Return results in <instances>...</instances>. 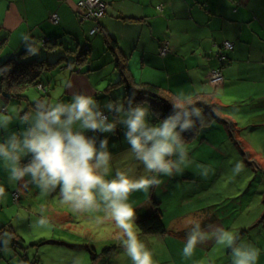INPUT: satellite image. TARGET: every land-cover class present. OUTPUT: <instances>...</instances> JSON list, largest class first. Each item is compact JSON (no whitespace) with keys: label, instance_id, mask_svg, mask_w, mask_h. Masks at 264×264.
I'll return each instance as SVG.
<instances>
[{"label":"rangeland","instance_id":"obj_1","mask_svg":"<svg viewBox=\"0 0 264 264\" xmlns=\"http://www.w3.org/2000/svg\"><path fill=\"white\" fill-rule=\"evenodd\" d=\"M93 40L104 43V39L99 36ZM12 56L14 54L0 55V63ZM59 56H52L51 61H57ZM39 58L42 59L43 56ZM70 58L74 60V55L71 54ZM107 60L109 57H103L100 62ZM66 64L61 62L55 70L41 74L39 81L46 85L48 91L46 94L45 90L39 91L30 83L24 94L28 99L11 100L0 95V112L12 117L8 132L0 130V140L9 132L20 130L21 125L17 117L33 109L29 102L34 103L39 98L53 102L70 101L73 93L66 94L68 72L61 66ZM134 67L137 69L136 65ZM88 73L90 71L87 75ZM92 74L93 80L90 76L92 81L90 85L95 92L89 95L94 96L102 108L108 101L125 100L123 84L111 86L120 79L113 56L110 64L105 65L101 71H93ZM220 94L223 96L222 92ZM220 107L216 110L215 119L211 124L212 129L208 132L204 130L200 138L208 137L211 142L214 138H219L220 145L215 148L220 154L227 153L223 165L217 166L208 160L210 150L201 153L197 149V144L201 140L198 138L186 144L189 156L196 163L209 165L214 170L213 175L201 179L193 164L182 174L161 177L162 183L159 187L152 188L146 193L142 191L131 193L129 202L133 209H136L151 204L150 195H153L163 211L162 219L169 234L176 232L175 227L185 224V220L190 217L199 219L201 223L207 219L209 222L219 220L225 229H232L235 226L239 229L242 240L251 242L261 249L258 264H264V211L261 215L257 213L264 201L259 194L264 192V168L255 165L259 163L264 166V123L254 119L249 112L255 107L249 98L235 99L224 96L221 97ZM230 119L237 123L235 138L230 137V132L225 127L227 126L225 122H229ZM87 134L93 135L91 132ZM98 135L101 139L107 136L109 140V150L114 156L113 175L117 167H131L136 176L144 174L142 165H138L127 154L129 145L124 142L122 126H118L115 134ZM239 137L246 141L247 148ZM236 140L242 142L243 146L236 147L234 144ZM202 154H205L204 158ZM236 161L243 162L244 170L233 176L231 169ZM24 162H27V158ZM255 168L260 169V172H255ZM0 185L6 190V196L0 198V232L7 230L15 237L11 242L12 251L7 254L0 252V264H72L77 255L81 257L82 264H131L116 239L118 230L103 213H74L60 202L58 189L51 194H42L33 186L24 188L10 183L2 162ZM14 193L18 195L17 201ZM41 209L45 210L43 215L54 225L50 231L35 229L33 226L34 220L41 215ZM254 213L260 215L259 220L262 218L263 220L250 223L254 219ZM141 239H144L153 251L156 264H231L230 250L218 245L213 239H209L205 245H198L193 256L188 259L181 255L185 242L179 237H167L164 241L158 235L141 234ZM106 248L110 250L104 252Z\"/></svg>","mask_w":264,"mask_h":264},{"label":"clouds","instance_id":"obj_2","mask_svg":"<svg viewBox=\"0 0 264 264\" xmlns=\"http://www.w3.org/2000/svg\"><path fill=\"white\" fill-rule=\"evenodd\" d=\"M25 46L27 56L39 55V48L27 37ZM170 104L171 111L161 118L147 101L134 97L108 101L103 108L85 92L73 93L68 102L39 98L30 112L17 117L20 130L0 140V162L10 183L33 186L42 194L58 189L60 202L74 213H103L118 230L116 239L131 264H156L153 251L141 239L137 215L129 202L131 193L159 187L161 177L182 174L193 164L201 179L214 174L209 165L190 158L184 136L197 130V125L199 129L208 126L203 111L183 93ZM11 123L12 117L0 112V130L8 132ZM118 126L123 127L124 142L129 145L127 154L142 165L143 175L136 176L131 167H117L113 175L109 140L98 134H115ZM243 170V162L236 161L231 173L237 176ZM5 196V187L0 185V198ZM44 211L41 209L33 226L50 231L54 225ZM209 227L211 231H205L199 219L185 220L188 231L183 258H191L198 245L213 239L230 250L231 264H258L261 249L242 240L238 228ZM14 238L7 230L0 232V252L10 253ZM72 264H82L81 257L77 255Z\"/></svg>","mask_w":264,"mask_h":264},{"label":"crops","instance_id":"obj_3","mask_svg":"<svg viewBox=\"0 0 264 264\" xmlns=\"http://www.w3.org/2000/svg\"><path fill=\"white\" fill-rule=\"evenodd\" d=\"M77 1L0 0V55L15 56L26 50L25 37L39 48V56L50 63L56 62L51 61L52 56H64L65 48L85 47L89 53L80 63V74H72L70 67L61 66L68 72L66 81L72 85L66 94H92L95 92L90 85L92 72L101 71L112 62V51L105 42L107 35L118 46L119 54L128 59L135 82L158 86L174 96L208 95L218 105L224 96L249 98L255 104L249 112L264 123V0L261 3L255 0H103L106 16L99 22V31L95 34H91L95 23L79 18ZM54 14L59 19L57 24L51 21ZM96 36L102 37L104 43L93 40ZM47 40L57 42L56 47L51 49L52 44L46 43ZM225 41L233 43L234 49L229 53L230 64L224 70L226 83L215 86L209 76L217 65L216 52ZM165 46L168 51L161 56ZM103 57L109 60L101 63ZM76 60L74 55L72 61ZM210 129L211 126L207 132ZM239 138L247 148L246 141ZM236 141V147L243 146ZM197 145L201 153L211 151L208 160L213 164L223 165L227 153L220 154L215 148L220 145L219 138L211 142L208 137H202ZM255 165L264 168L259 163ZM263 211L261 203L257 213L261 215ZM257 213L250 223L259 220ZM209 226H221L220 221L207 219L201 223L205 231H211ZM175 228L176 232L161 236L163 240L175 236L185 242L188 231L185 224Z\"/></svg>","mask_w":264,"mask_h":264},{"label":"trees","instance_id":"obj_4","mask_svg":"<svg viewBox=\"0 0 264 264\" xmlns=\"http://www.w3.org/2000/svg\"><path fill=\"white\" fill-rule=\"evenodd\" d=\"M107 37L108 36L105 35L106 38L105 42L106 44H108V48L110 49V51H112L116 64V69L120 74L119 81L112 83L111 86L123 84L125 90V99L128 97H134L135 101H147L151 105V108L154 111L160 113L161 118L167 116L171 111L170 101L174 99L175 96L172 95L168 90H164L158 86L148 83L135 82L129 70L128 59L122 57L119 54L118 46L116 45V43L112 42L110 39H107ZM49 42L47 40L46 43ZM50 43L52 44L50 45L51 49H53V47H56L57 45V42H50ZM233 49L234 46L232 47V49H226L224 48V46H220L216 52L215 58L217 60V65L213 70L219 71L223 76V82L218 86H221L226 83L224 70L230 64L229 53L232 52ZM71 50L69 48H65V51L63 50V53L65 52L66 54H64V56L60 55L55 63H50L47 59H40L39 55L27 56L26 50L6 59L0 65V95L11 100L28 99L25 97L24 94L26 89L30 87V83L33 84L35 87H37L39 91L45 90V94H46L48 91L46 89V85L43 82L39 81L40 76L43 72L52 70L54 67L58 66L59 63L61 62L67 63L65 67L68 68L70 67L69 69H71L72 74L74 73L80 74L82 71L79 69V65L80 63H82L83 58L87 57L89 53V49L86 50L84 47L82 49L80 48L77 50H72V51ZM71 54L76 56L77 58L76 61H69ZM221 57H223L224 59L220 60ZM191 99L195 103V105L197 107H200L201 110L203 111L208 126L204 127L203 129H199V125H197V130H193V132L185 133L184 136L186 139V144H189L192 141L197 140L198 138L199 139L202 138V137L200 138L201 134L204 132V130H207V128L211 126L213 120L215 119L217 108H221L220 105L216 104L213 101V98L209 97L208 95L205 96L197 95L196 97H193ZM34 103L29 102V106L30 107L33 106ZM3 110L5 111V109ZM217 119L222 121L219 118ZM225 124L229 128L230 137L235 138L234 134L237 131V129L235 128L236 124L230 120L229 122L228 121L225 122ZM257 172H260V169L257 170ZM263 193L264 192H261L259 194H261L262 197L264 198ZM150 196L152 197L151 199L152 203L150 202L151 204L148 205L146 204L144 206H140L134 209L137 215L136 224L139 226V229L141 230V234L143 235L163 236L167 233V230L165 228L162 219L163 211L160 208L159 203L153 197V195ZM17 199L15 200L17 201ZM263 218L260 221H262ZM108 250L110 249L106 248L104 252Z\"/></svg>","mask_w":264,"mask_h":264},{"label":"built area","instance_id":"obj_5","mask_svg":"<svg viewBox=\"0 0 264 264\" xmlns=\"http://www.w3.org/2000/svg\"><path fill=\"white\" fill-rule=\"evenodd\" d=\"M77 11L79 18L83 22L92 21L95 23L94 28L92 29L91 34H95L99 31V22L106 16V4L103 0H78L77 1ZM51 21L54 24H57L59 19L56 14L51 17ZM224 48L232 49L233 43L225 41L223 43ZM167 46L163 47L161 50V55L164 56L167 52ZM224 58L221 57L220 60ZM210 82L218 86L223 82L222 74L217 70H212L209 76ZM15 199H17V194H14Z\"/></svg>","mask_w":264,"mask_h":264}]
</instances>
